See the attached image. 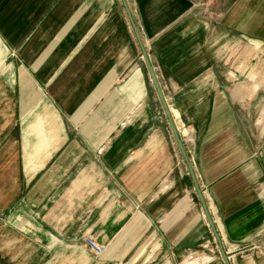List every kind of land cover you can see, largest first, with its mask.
I'll return each mask as SVG.
<instances>
[{
  "label": "crops",
  "instance_id": "0c3cea01",
  "mask_svg": "<svg viewBox=\"0 0 264 264\" xmlns=\"http://www.w3.org/2000/svg\"><path fill=\"white\" fill-rule=\"evenodd\" d=\"M196 1L126 0L230 259L264 264V107L224 55L264 0ZM212 236L122 1L0 0V264H213Z\"/></svg>",
  "mask_w": 264,
  "mask_h": 264
},
{
  "label": "rangeland",
  "instance_id": "374dc122",
  "mask_svg": "<svg viewBox=\"0 0 264 264\" xmlns=\"http://www.w3.org/2000/svg\"><path fill=\"white\" fill-rule=\"evenodd\" d=\"M198 5H203L204 7L214 8L215 0H197ZM232 3V0L226 1V10ZM217 7V6H216ZM246 16H244L245 18ZM228 31L225 37L226 43L224 55L226 57V67L227 72H240L241 76H239L238 80L229 81L232 84L235 83L234 86L242 84V86H246L247 83H250L251 80L253 83L257 84L258 88V96L256 103L258 104V109L264 107V46L256 47L257 51L254 49L253 42L243 35H239L233 31L234 29V16L228 15ZM252 46V47H251ZM249 77V79H248ZM263 111V110H262ZM261 127L262 130H261ZM259 145H258V156L260 158L261 164V175L258 179L260 184L264 185V114L261 118V124L259 126ZM205 252L210 254L213 258V264H224L223 260L220 256L218 247L216 242L213 239V236L210 239L209 244L205 248ZM234 261V260H233ZM160 261H153L150 264H158ZM236 263V262H234Z\"/></svg>",
  "mask_w": 264,
  "mask_h": 264
},
{
  "label": "water",
  "instance_id": "95a60500",
  "mask_svg": "<svg viewBox=\"0 0 264 264\" xmlns=\"http://www.w3.org/2000/svg\"><path fill=\"white\" fill-rule=\"evenodd\" d=\"M121 1H122V4H123L126 12H127V15L129 17V20H130L131 26L133 28V31L135 33V36H136V38H137V40L139 42V45H140V48H141V52H142V56H143V58H144V60L146 62V66H147V69L149 71L151 81H152V83H153V85H154V87L156 89V92H157L158 97L160 99V102L162 104L164 113H165V115L167 117L168 124H169L171 132H172V134L174 136V139H175V142L177 144V147H178L180 153L182 154L183 159H184V161L186 163L188 172L190 174V177H191L193 185H194V189H195L196 194L198 196V199L200 201V204H201L204 216L206 218V221H207V223L210 226V229L212 231L213 239L216 242V245L218 247L220 256H221L224 264H232L230 259H229V254L226 251V248H225V245H224V240H223L222 236L220 235V232L218 231V229H217V227H216V225H215V223L213 221V218H212V216L210 214V211H209V208L207 206L206 200L204 198V195L202 193V190H201V188L199 186V183L197 181L196 175L194 173L192 164H191V162L189 160V157L187 155V152L185 150L182 138H181V136L179 134V131H178L175 123H174V120L172 118V115H171V112H170V110L168 108V105H167V103H166V101L164 99L161 87H160L159 82H158V80L156 78L154 70H153V68H152V66L150 64V61L148 59V55L146 53L145 47L143 45V42H142L141 37L139 35L138 29L136 27V24H135V22L133 20V17L131 15V12H130L129 7L127 5V2H126V0H121Z\"/></svg>",
  "mask_w": 264,
  "mask_h": 264
},
{
  "label": "built area",
  "instance_id": "2783aa9c",
  "mask_svg": "<svg viewBox=\"0 0 264 264\" xmlns=\"http://www.w3.org/2000/svg\"><path fill=\"white\" fill-rule=\"evenodd\" d=\"M179 134H180V133H179ZM89 243H90V245H91V248H92L96 253H101V252L103 251V246H101V245H94V244H92L91 241H90ZM226 251L228 252V251H229V248H226ZM229 259H230V257H229ZM233 260H234V259H230L231 263H232V264H235Z\"/></svg>",
  "mask_w": 264,
  "mask_h": 264
}]
</instances>
